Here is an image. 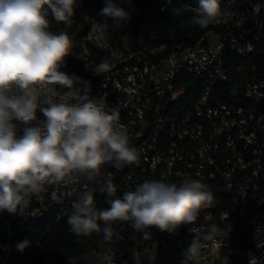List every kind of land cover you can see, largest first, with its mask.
Wrapping results in <instances>:
<instances>
[{
  "label": "built area",
  "instance_id": "built-area-1",
  "mask_svg": "<svg viewBox=\"0 0 264 264\" xmlns=\"http://www.w3.org/2000/svg\"><path fill=\"white\" fill-rule=\"evenodd\" d=\"M230 10L222 20L228 30L235 33L221 34L216 42L206 37L194 47L177 50L164 62H150L149 55L139 53V65L121 70V63L114 64L121 85H112L108 71L88 82L91 97H104L111 107L120 112V123L128 132L130 145L142 153V161L120 169L105 164V174L115 181L116 194L108 204L120 198L122 192L134 190L145 180H163L180 184L191 177L202 180L214 195V207L202 209L198 215L199 229L190 226L176 234L150 229V238L144 239L127 223H115L119 238L104 240L100 264H144L148 256L151 264H160L163 252L164 264H182V253L192 240V234L206 226L225 224L230 215L246 223L245 252L227 250L229 241L221 237L219 243L208 242L201 251L199 264H249V253L260 256L264 248V70L250 77L242 75L234 79L222 60V46L231 45V53L247 55L254 51L264 38V2L251 5L246 11H255V21H246V11L234 12L235 0L228 2ZM164 8V7H162ZM106 34V32H105ZM89 39H94L89 36ZM110 46V45H108ZM215 62H222V70H215ZM93 64L94 61H93ZM211 72V81L225 80L233 83L245 104L214 100L211 86L201 93L193 109L179 116H169L168 108L177 102L178 95H185L186 87ZM182 74H192L190 82L176 85ZM57 91H61L54 86ZM83 88V85H79ZM83 94V91H82ZM37 121L46 118L37 110ZM23 135V125L17 130ZM91 185L80 178L78 183L45 185L44 191L33 195L21 218L0 213V264H57L51 243L42 231L22 227V218L53 211L48 225L60 221L72 211V204ZM237 204H245V211H237ZM15 231H22L31 244L22 253L16 249ZM135 237V239H133ZM9 252H16V260H9ZM139 257L142 259L140 263ZM67 264H75L70 260ZM191 264V262H189Z\"/></svg>",
  "mask_w": 264,
  "mask_h": 264
},
{
  "label": "clouds",
  "instance_id": "clouds-1",
  "mask_svg": "<svg viewBox=\"0 0 264 264\" xmlns=\"http://www.w3.org/2000/svg\"><path fill=\"white\" fill-rule=\"evenodd\" d=\"M74 5L75 0H0V213L23 217L32 196L45 185L78 183L83 178L95 186L73 202L66 221L70 232L77 236L102 232L111 241L120 235L113 224L127 223L144 239L150 238L151 228L176 234L196 221L202 209L214 207V195L202 180L189 177L180 184L145 180L111 200L108 208L96 205L97 192L115 196L117 191L110 179H100L102 166L120 169L136 161L138 153L120 123L118 108L104 97H91L89 84L81 77L60 70L73 39L64 30L49 31L47 14L50 10L57 21L66 23L76 14ZM182 11L173 9L172 15ZM193 12L181 21L183 26L205 29L219 23L220 0H198ZM99 15L103 19L95 23L105 30L126 28L132 19L113 0H105ZM109 68V61L102 59L93 71L99 75ZM57 85L66 91H57ZM38 109L46 119L34 126ZM20 125L23 135L18 136ZM262 228L258 226L257 232ZM230 232L231 226L212 223L192 234L182 264H199L205 244L219 243ZM30 244L25 238L16 249L22 253ZM257 247L264 244L257 241ZM249 264H264V252L249 253Z\"/></svg>",
  "mask_w": 264,
  "mask_h": 264
},
{
  "label": "trees",
  "instance_id": "trees-1",
  "mask_svg": "<svg viewBox=\"0 0 264 264\" xmlns=\"http://www.w3.org/2000/svg\"><path fill=\"white\" fill-rule=\"evenodd\" d=\"M91 1L89 5L97 4L95 14L101 21L103 18L99 15L100 10L105 6V0H85L86 3ZM117 4L124 7L132 14L130 24L126 28L121 29H107L105 30L108 42L115 48L126 51L123 45L126 39L130 48L134 53H145L149 55L153 61H158L166 58L174 51L194 47L201 41L208 33L215 35L235 33L236 30H228L226 24L222 21L225 13L230 10L228 4L232 0H220V8L222 16L219 23L211 24L205 29L199 26H183L182 20L190 19L194 14L193 9L198 7V0H114ZM236 7L234 12L242 13L246 11L251 5L264 2V0H235ZM164 7V8H162ZM161 9H165L161 11ZM173 9H183L181 14L172 15ZM47 19L49 21V31L58 32L65 24H68L70 33H75L77 26L82 22L81 15H74L70 21L64 23L57 21L48 10ZM89 30L87 23L83 24L82 29L77 32L78 37L86 38ZM73 47L70 54L65 57L64 64L60 70L69 75L75 74L84 79H90L95 82L98 78L92 75L90 70L86 71L83 66L78 63L75 57L76 47L74 41L77 36L72 37ZM85 49L88 51V56L98 65L102 59H107L110 67L113 65V59L108 55L109 50H103L94 46L91 41L84 40ZM155 49V50H154ZM82 51V50H81ZM121 63L117 62L116 64ZM122 65V63H121ZM225 65L229 68V74L232 78L238 79L245 75L250 77L253 73L252 67L256 66V71L264 70V38L261 44L247 55H239L228 52L225 55ZM192 74H182L176 82L177 86L183 83L190 82L193 79ZM211 86V91L214 100H220L226 103L245 104L246 100L242 99L238 94L237 89L233 83L225 80H217L212 82L211 79L204 76L199 77L194 86H191L177 103L172 104L168 108L169 116H179L183 112L194 108L203 90ZM57 88L60 87L57 85ZM66 91L65 89H60ZM100 179L107 181L109 178L105 174L104 166L101 168ZM114 185L115 181L111 180ZM91 187L95 185L90 184ZM120 198L123 197V194ZM108 196L106 193L97 192L95 194V202L98 208H108ZM70 214V212H69ZM58 222L48 225L45 222H33L31 227L33 231H42L45 237L49 240L52 250L57 261V264H67L70 260L87 255L93 251L100 249V244L105 240L103 233H92L89 236H77L69 231L66 223L68 215ZM197 221V220H196ZM194 221V223L196 222ZM193 224V223H192ZM184 225L179 229L187 228L192 225ZM231 226V232L228 235L229 248L227 250H238L240 253L245 252L246 244V223L241 218L230 215L225 224ZM115 223L113 224V228ZM178 229V230H179Z\"/></svg>",
  "mask_w": 264,
  "mask_h": 264
},
{
  "label": "rangeland",
  "instance_id": "rangeland-1",
  "mask_svg": "<svg viewBox=\"0 0 264 264\" xmlns=\"http://www.w3.org/2000/svg\"><path fill=\"white\" fill-rule=\"evenodd\" d=\"M113 2L116 3L114 0ZM90 3L91 1H88V3H86L85 0H75V5H74V11L76 13L75 15H81L83 17V20L81 23L78 24L77 29L75 33L73 34L70 33L68 29V24H65V26L62 27L60 30H64L68 32V34L71 37L77 36V39L74 41V45L76 47L75 57L78 60V63L83 66L84 70L86 71L90 70L92 74H95L93 70L95 69L96 65L93 64V60L89 58L88 51L85 49V44H84L85 38L78 37L77 32H79L82 29L83 24L87 23L89 25L88 32H90V35L93 38L94 37L96 39L104 38L107 42H108V38H107V34H105V30L100 28L95 23V22H100L99 18L95 14L97 4L89 5ZM90 35H88L87 33L88 37L86 38V40H89L92 43L93 39L91 40L89 39ZM218 38L219 36L215 35L214 33L209 34V40H215ZM93 45L102 49L96 44H93ZM123 45L126 48V51L121 50L119 48H115L111 45L112 50L108 51V55L113 59V65L116 64L117 62H124L126 59H131L132 56L135 54L134 51L128 45L126 39H124ZM103 243H104V240L101 242L99 250L93 251L87 255H84L78 258H74L72 260L74 261L75 264H100L101 263V250H102ZM139 260H140V263H142L141 257H139ZM159 261H161L160 264H164L165 262L164 254L162 251H160V254H159ZM143 262L144 264H151L148 256L144 257Z\"/></svg>",
  "mask_w": 264,
  "mask_h": 264
},
{
  "label": "bare ground",
  "instance_id": "bare-ground-1",
  "mask_svg": "<svg viewBox=\"0 0 264 264\" xmlns=\"http://www.w3.org/2000/svg\"><path fill=\"white\" fill-rule=\"evenodd\" d=\"M168 2H170V0H168ZM229 2H232V1H229ZM246 21H255V11H246ZM88 35H90V32H88ZM87 37L88 36H86V38ZM92 44H96L104 50H112L111 45L104 38L96 39L94 37V39L92 40ZM228 52H231V45L222 46V60H225V55ZM169 55H172V53ZM164 60L165 58L158 60V61H153L150 59V62H164ZM134 65H139V54H136V53L132 56L131 59H126L122 63L121 70H128V68H134ZM215 70H222V62H215ZM92 75L97 76V74H92ZM108 75L110 76L112 85H121V75H117L116 67H114V65H112L109 68ZM203 76L211 79V72H204ZM196 81H194V84L196 83ZM190 87L191 86L186 87V91ZM182 96L183 95L177 96V102ZM177 102H174V103H177ZM136 161H142V153H138V158ZM261 196L264 197V187H261ZM237 211H245V204H237ZM13 218H21V217L13 216ZM52 219H53L52 210H45V212L39 213V216H38L39 222L41 221V222L49 223L50 220ZM33 222H35V216H25V218H22V227H31V223ZM197 229H199V222H195V223L193 222V224L190 225V230H197ZM22 240H24V233H22V231H15V241H22ZM9 260H16V252H9Z\"/></svg>",
  "mask_w": 264,
  "mask_h": 264
},
{
  "label": "crops",
  "instance_id": "crops-1",
  "mask_svg": "<svg viewBox=\"0 0 264 264\" xmlns=\"http://www.w3.org/2000/svg\"><path fill=\"white\" fill-rule=\"evenodd\" d=\"M209 34H210V33H208V34L205 36L209 42H216V41L219 40V38H218V39H215V40H209Z\"/></svg>",
  "mask_w": 264,
  "mask_h": 264
}]
</instances>
